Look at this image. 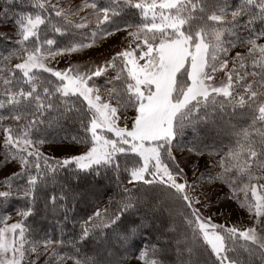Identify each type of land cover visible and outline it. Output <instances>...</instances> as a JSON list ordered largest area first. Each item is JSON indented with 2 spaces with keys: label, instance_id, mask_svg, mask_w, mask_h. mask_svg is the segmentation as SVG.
I'll use <instances>...</instances> for the list:
<instances>
[{
  "label": "snow or ice",
  "instance_id": "snow-or-ice-1",
  "mask_svg": "<svg viewBox=\"0 0 264 264\" xmlns=\"http://www.w3.org/2000/svg\"><path fill=\"white\" fill-rule=\"evenodd\" d=\"M0 22L17 37L0 54V166H15L0 182V204L25 201L15 222L0 216V264L45 256L43 264H264V0H0ZM117 33H126L123 46L102 61L52 64ZM229 109L246 121L229 130L234 143L184 142L188 129ZM53 112L73 113L79 132L53 135ZM45 145L66 154L46 155ZM177 151L207 154L206 171ZM113 177L116 192L103 208L94 204L71 240L40 237L27 223L42 192L55 210L75 199L73 180ZM218 184L249 224L213 222ZM57 185L59 194L46 192ZM148 193L158 200L149 203ZM146 207L151 219L141 215ZM154 227L164 243L134 253L106 248L104 260L89 249L113 236L127 244Z\"/></svg>",
  "mask_w": 264,
  "mask_h": 264
},
{
  "label": "trees",
  "instance_id": "trees-1",
  "mask_svg": "<svg viewBox=\"0 0 264 264\" xmlns=\"http://www.w3.org/2000/svg\"><path fill=\"white\" fill-rule=\"evenodd\" d=\"M98 3H106L107 0H97ZM232 3H237L238 0H231ZM135 15L130 14L128 20L130 23H136L140 20V16L137 10H131ZM3 24L14 27L10 22H2ZM57 39H61L57 37ZM15 39H11L7 35L0 33V54H7L9 50L14 46ZM47 75V74H45ZM102 82V78H101ZM53 118L58 119V124L54 129H50V132L55 135L59 133L60 136L65 134L71 136L79 132V123L74 118L73 113H66L64 116H60L59 113L53 112L51 114ZM246 126L244 117L234 115L232 110L229 109L227 113L214 114L209 117L208 122L201 123L198 126L196 133H193L192 129L186 131L184 142L187 144L195 138H198L205 144L212 145L216 148H222L225 145L234 143V138L230 134L232 126ZM82 134V133H81ZM19 183H23L20 181ZM61 183H63V177L61 176ZM67 190V185H65ZM72 190L77 193L75 199L71 196L66 201H59V205L55 210L51 207L45 208L44 195L41 193V198L36 204L37 212L34 217H29L27 223L35 230V233L40 237H44L45 234L51 239H64L69 241L72 237L79 232L80 224L83 219L90 215L94 209V204L102 201L100 207L103 208L104 204H107L108 197L116 192V184L114 177L112 179H96L88 182H82L77 184L76 181H72ZM60 188L57 185L56 188L51 186L46 190L48 194L53 192L59 194ZM149 203L156 202L158 200V194L148 193ZM25 201L23 199L13 198L8 204H0V216L5 213L16 212L17 208L24 207ZM67 209V211L65 210ZM162 218L167 220L168 213L161 209ZM141 215H147L149 219L152 218L153 212L149 208L142 209ZM131 219L136 220L139 223L138 217H132ZM156 227H159V221H156ZM156 227L151 229V235L146 233L136 235L127 244L121 245L118 237L113 236L110 241L104 245L98 246L97 244H90L89 249L94 251L97 258L104 260L107 258L106 248H110L112 251L124 252L125 249L129 253H134L138 248H143L148 245L151 246L154 243H164L160 238L159 232ZM62 230V231H61ZM162 230V229H161ZM174 247V245H173ZM67 250V249H65ZM169 259L174 260V252H169ZM131 261V260H130Z\"/></svg>",
  "mask_w": 264,
  "mask_h": 264
},
{
  "label": "rangeland",
  "instance_id": "rangeland-1",
  "mask_svg": "<svg viewBox=\"0 0 264 264\" xmlns=\"http://www.w3.org/2000/svg\"><path fill=\"white\" fill-rule=\"evenodd\" d=\"M71 6L75 7L84 2V0H69ZM150 2V0H149ZM150 19V16H149ZM0 33L2 35H7L11 39L16 40V30L15 27L3 24L0 22ZM126 33H117L113 37H109L105 41H98V46L92 49H86L84 52L79 54H73L72 56L58 58L56 61H52L54 67L63 69L69 66V64L74 63H89V62H99L102 61L104 56L109 54H115V51L118 50L124 44V37ZM237 51H243V49H237ZM234 55V53H233ZM2 143V142H0ZM55 149V150H54ZM42 151H45L46 155L54 156L56 158H63L66 154V151L60 145H45ZM77 154L79 153V149L75 150ZM177 157H183L185 160L187 159H198L199 160V168L200 171H206L205 162L209 160V157L204 155L203 157L193 158L188 152H176ZM2 159V157H0ZM15 170L14 165H8L6 168L4 166H0V182L5 179V175H11L12 171ZM189 176L191 177V169H186ZM3 188H0V191H3ZM215 193L219 196L220 199H217V195H213V222L226 224L227 226H231L233 224H249L250 220L248 218V213L238 207L234 200L224 199L225 194L228 192V188L224 185H216L214 188ZM223 213V214H221ZM11 215V220L9 223L15 222L19 217L16 212L9 213ZM47 259V256L42 257L40 264H43L44 260ZM71 264V262H69ZM129 264H139L137 260L129 261Z\"/></svg>",
  "mask_w": 264,
  "mask_h": 264
}]
</instances>
